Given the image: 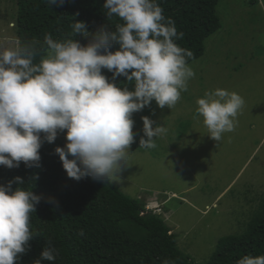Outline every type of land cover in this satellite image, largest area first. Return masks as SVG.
<instances>
[{
	"label": "clouds",
	"instance_id": "obj_1",
	"mask_svg": "<svg viewBox=\"0 0 264 264\" xmlns=\"http://www.w3.org/2000/svg\"><path fill=\"white\" fill-rule=\"evenodd\" d=\"M103 7L107 17L123 23L115 31L104 25L90 33L84 21L76 20L73 32L90 36L87 44L58 41L47 34L43 49L36 42L0 47V165L13 168L23 162L39 167L42 143H52L64 133L65 145L54 151L69 178L113 180L135 141L133 113L153 100L161 109H172L188 90L195 72L187 58L193 53L175 43L183 33L163 15L157 0H105ZM113 45L119 47L112 51ZM102 69L112 73L111 79ZM119 76L126 78L123 87L116 83ZM128 83L134 84V90ZM244 104L238 93L222 88L198 98L197 114L210 138L220 141L224 133L234 131ZM142 120L144 136L139 145L154 149L156 139L169 130L161 124L153 126L148 116ZM14 180L20 185L15 189L12 181L0 184V264H16L36 234L30 216L41 197L21 187V177ZM56 255L49 243L34 264L55 261ZM163 264L175 261L166 259ZM236 264H264V255H246Z\"/></svg>",
	"mask_w": 264,
	"mask_h": 264
},
{
	"label": "rangeland",
	"instance_id": "obj_2",
	"mask_svg": "<svg viewBox=\"0 0 264 264\" xmlns=\"http://www.w3.org/2000/svg\"><path fill=\"white\" fill-rule=\"evenodd\" d=\"M248 2L220 0L221 27L206 38L203 55L188 63L195 72L188 90L172 109L153 100L133 113L135 141L119 176L110 180L143 199L145 210L161 214L158 207L164 205L178 246L200 264L219 238L245 229L264 195V6L261 0ZM16 16L17 0H0V47L18 42ZM127 86L134 90V84ZM217 88L245 101L235 130L220 141L210 138L197 114L198 98ZM143 116L169 130L154 149L139 145Z\"/></svg>",
	"mask_w": 264,
	"mask_h": 264
},
{
	"label": "trees",
	"instance_id": "obj_3",
	"mask_svg": "<svg viewBox=\"0 0 264 264\" xmlns=\"http://www.w3.org/2000/svg\"><path fill=\"white\" fill-rule=\"evenodd\" d=\"M219 2L157 0L163 15L174 21L178 33H183L175 43L193 53L187 63L203 55L206 38L221 27ZM104 3L105 0H63L49 5L45 0H17L18 43L36 42L43 49L47 47L45 36L51 34L54 40L75 39L87 44L90 36L73 32L76 20L84 21L90 33L104 25L115 31L123 21L107 17ZM118 47L113 45L110 50ZM39 59L38 56L36 62ZM102 71L111 79V72ZM125 81L123 76L116 78L119 85ZM65 143L60 136L52 143L43 142L39 167H27L23 162L13 168L0 165V184L12 181L15 189L20 185L14 178L19 176L24 181L21 187L41 197L30 216V227L36 234L16 264H34L49 243L56 250V260H42V264H163L166 259L175 264H200L178 246L177 235L165 221L164 205L159 206L161 214L145 210L143 199L125 194L110 180L69 178L54 151ZM246 255H264V195L245 229L219 238L214 252L202 264H236Z\"/></svg>",
	"mask_w": 264,
	"mask_h": 264
}]
</instances>
